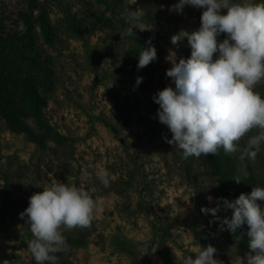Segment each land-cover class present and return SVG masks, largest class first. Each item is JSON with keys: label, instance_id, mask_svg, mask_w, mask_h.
Segmentation results:
<instances>
[{"label": "rangeland", "instance_id": "1", "mask_svg": "<svg viewBox=\"0 0 264 264\" xmlns=\"http://www.w3.org/2000/svg\"><path fill=\"white\" fill-rule=\"evenodd\" d=\"M103 1L40 0L56 33L49 45L36 26V46L53 59L48 68L55 83L53 92L43 94V114L69 141L60 145L46 139L40 147L11 133L0 118V210L6 211L0 215V264H37L28 247L33 235L20 213L34 193L57 181L82 189L97 208L88 226H62L66 245L55 253L54 264H163L162 239V250L174 255L172 264H182L186 255L195 258L199 246L209 245L223 264H237L239 256L247 264L250 248L242 250L220 229L222 219L201 211L217 205L215 183L202 158L183 161L181 150L167 143L172 133L159 122L153 100L159 90L175 87L166 75L172 61L191 55L186 38L173 45L171 37L181 29L197 30L203 9L185 6L177 14L170 11L177 0ZM21 2L3 0L5 11L0 4L13 31L24 30L17 22ZM131 10L138 20L129 19ZM99 13L112 25L99 22L92 32L90 24ZM68 16L78 19L79 33L68 32ZM129 26L136 36L124 35L123 27ZM149 40L157 51L151 65L138 69V61L125 62L129 51L149 47ZM137 77H143L138 86ZM254 90L264 97V81ZM27 123L33 127L31 120ZM258 131L250 130L237 142L238 150L228 153L237 160L239 178L253 179L251 191L264 187V145L255 160L240 156ZM101 170L109 173L107 186L98 178Z\"/></svg>", "mask_w": 264, "mask_h": 264}, {"label": "clouds", "instance_id": "2", "mask_svg": "<svg viewBox=\"0 0 264 264\" xmlns=\"http://www.w3.org/2000/svg\"><path fill=\"white\" fill-rule=\"evenodd\" d=\"M185 6L203 11L197 30L181 29L171 37L173 45L186 38L191 48L189 58L175 59L166 72L175 87H165L153 95L159 105L158 120L172 133L171 139H165L181 150L184 159L216 155L220 148L230 154L238 150L237 142L256 128L258 134L248 138L240 156L255 160L264 145V97L254 90L264 81V0H177L170 11L182 14ZM129 19L138 20L137 11L131 10ZM222 33L226 38L218 41ZM124 35L136 36L134 28L127 27ZM148 43L150 46L141 48L138 55V69L157 59L155 46L150 40ZM142 80L137 77L136 85ZM97 175L105 186L109 184L107 170ZM42 189L29 198L20 217H27L33 235L28 247L37 264H54L55 253L66 245L62 226H88L97 203L68 183L57 181ZM223 207L233 211L230 219L221 220L220 229L235 235L246 223L251 250L246 254L247 264H264V187H253L250 194L242 193L234 201L224 199ZM220 209L218 203L201 211L219 220ZM235 238L241 239L239 235ZM199 249L195 258L186 255L182 264H223L214 258V246ZM237 264H245V259L239 256Z\"/></svg>", "mask_w": 264, "mask_h": 264}, {"label": "trees", "instance_id": "3", "mask_svg": "<svg viewBox=\"0 0 264 264\" xmlns=\"http://www.w3.org/2000/svg\"><path fill=\"white\" fill-rule=\"evenodd\" d=\"M94 1L104 4L103 0ZM0 4L5 11L6 6L3 5V0H0ZM89 6H92L91 2ZM19 7L17 22H21L24 27L22 32L9 28L7 23L9 17L5 16V12L0 13V118L11 133L22 134L29 142L40 147L46 139L62 145L69 140L58 134L46 122L43 114V109L46 107L43 94L53 92L55 83L54 74L48 68L53 59L40 54L36 46V26H39L45 43L49 45L55 42L56 33L53 32L48 14L40 9V0H23ZM36 11H38L37 16L34 15ZM17 22H15L16 25ZM66 22L68 32L79 33L78 19L68 16ZM99 22H102L105 27L112 25L111 19L106 18L104 13H99L95 16V21L90 24L92 32L96 30ZM125 29L123 27V30ZM140 51V47L129 51L124 59L125 62L128 63L131 59L138 61ZM28 120L33 122V127L27 123ZM97 120L110 127L99 117ZM201 158L215 183L216 203L221 204V219L224 217L230 219L233 210L224 208L223 200L234 201L242 193L250 194L253 179L247 178L242 181L238 174L236 158L222 149L216 155L207 154ZM182 160L187 159L182 157ZM185 167L188 168L187 163ZM5 212L2 207L0 215L4 216ZM248 230L249 226L246 223L237 229L235 235H239L241 239H236L235 235L228 230L225 232L242 250H245L249 248ZM162 246L163 239L158 246L163 264H172L173 253L163 251Z\"/></svg>", "mask_w": 264, "mask_h": 264}]
</instances>
